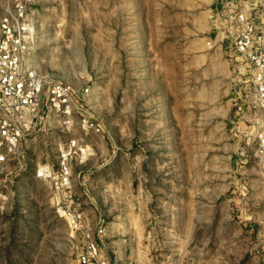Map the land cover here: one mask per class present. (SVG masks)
<instances>
[{
  "label": "rangeland",
  "instance_id": "rangeland-1",
  "mask_svg": "<svg viewBox=\"0 0 264 264\" xmlns=\"http://www.w3.org/2000/svg\"><path fill=\"white\" fill-rule=\"evenodd\" d=\"M15 0H0V28ZM218 0H30V64L89 86L86 130L51 115L0 166V264H80L87 234L109 264H264V165L243 122L244 77L210 48ZM71 159L80 230L39 167ZM105 230L98 238V229Z\"/></svg>",
  "mask_w": 264,
  "mask_h": 264
},
{
  "label": "built area",
  "instance_id": "built-area-1",
  "mask_svg": "<svg viewBox=\"0 0 264 264\" xmlns=\"http://www.w3.org/2000/svg\"><path fill=\"white\" fill-rule=\"evenodd\" d=\"M30 0H15L0 28V166L9 167L20 155L27 133L51 115L69 124L74 114L83 127L101 133L102 127L88 115L89 86L77 89L70 84L48 81L30 64L35 26ZM212 34L207 45L223 48L236 58V69L244 79L242 101L248 111L244 123L255 145V157L264 165V0H218L211 10ZM87 150L72 142L60 156L58 168L39 167L37 177L52 185L59 216L76 230L84 226V215L75 208L72 191L71 159ZM105 230L98 229L101 238ZM80 264H109L103 258L93 234H87Z\"/></svg>",
  "mask_w": 264,
  "mask_h": 264
}]
</instances>
